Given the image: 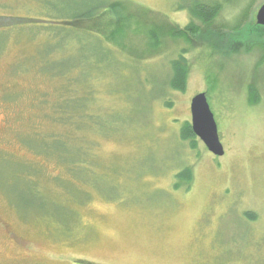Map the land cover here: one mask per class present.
Listing matches in <instances>:
<instances>
[{
	"label": "rangeland",
	"instance_id": "rangeland-1",
	"mask_svg": "<svg viewBox=\"0 0 264 264\" xmlns=\"http://www.w3.org/2000/svg\"><path fill=\"white\" fill-rule=\"evenodd\" d=\"M42 1L0 0V264H264V48H248L235 35L250 29L232 24L241 13L255 18L264 0L251 12V0H120L147 10L156 24L149 30L184 29L193 4L221 3L210 25L193 22L202 37L223 33L236 49L221 41L212 51L198 36L192 44L162 40L150 55L144 25L111 45L102 41L107 19L98 18L75 25L92 34H58L66 49L56 61L40 49L43 30L8 28L48 17ZM182 49L184 92L170 86ZM65 88L73 101L64 135L50 116ZM201 93L222 157L181 139ZM55 132L61 138L46 135ZM67 141L78 158L64 153L74 148ZM56 142L62 148L53 153ZM185 167L192 184L177 189Z\"/></svg>",
	"mask_w": 264,
	"mask_h": 264
},
{
	"label": "trees",
	"instance_id": "trees-1",
	"mask_svg": "<svg viewBox=\"0 0 264 264\" xmlns=\"http://www.w3.org/2000/svg\"><path fill=\"white\" fill-rule=\"evenodd\" d=\"M39 1L41 2L42 0ZM42 2H44L48 7L50 6L51 8L50 9L51 14L49 13L50 15L49 16L47 15L48 17L19 18L17 19L19 23H15L14 25L8 28L31 27L34 30H39V31L43 30L45 33H47V38L43 42L42 47L40 49H44L47 46L46 49L50 51L49 54L55 55L52 58L54 61L64 57L63 52H65L66 49L65 48L66 45H64L65 40L62 37L59 38L60 36L65 35L62 32H67V34L74 33L76 35L80 33L92 34L90 30L82 31L81 28H78L75 25L78 24L80 25L82 23H89L98 18H106L107 23L105 27L106 29L108 28L110 29V33L107 36H105V38L103 37L104 39H102V41L105 40L106 42L111 43V45H115L120 37L127 36V32H128L127 29L132 30L133 28H136L134 31H137L143 25L145 26V28L148 29L147 25H149L150 23L151 26H156V24L152 22H148L150 17L146 18L147 10L144 7L141 6L132 7L129 4H127V2L120 0H47V2L46 1H42ZM255 2L256 0H251L248 3L249 7L247 9L249 11L255 8L254 7ZM225 4H229V3H225ZM230 4H232V2ZM222 9H223V5H221V3H214L212 5H207L197 2L193 4V7H189L187 12L189 13V15L193 20L196 19L198 21H202L206 25H210L211 21H213V19H215L219 15ZM143 14H145V18H143L144 17ZM248 14L249 12L247 13L245 12L244 14L241 13V16L237 17L235 19L236 21H234L232 24H234L236 28H238L236 29L237 31L241 29L242 25H244L245 27L247 26V28L250 29V34L246 33L243 37H240L242 33H238L240 35H235V36H239V40L241 41H249L247 43L248 48L263 50L264 27H259L256 23L255 18L254 17L250 18ZM245 15H247L248 17ZM7 19H12V18H7ZM250 19H252V24L250 23L251 22ZM193 20H191L192 22L184 29H179V28L170 29L168 25H163V26L161 25V26H157L156 28H152L150 30L148 29L142 31L141 33L145 36V39L148 40V49L150 50L149 52L150 55H152V51L154 53L153 55H155L156 52H158V49L163 45L162 40L164 41L167 39H172V40L175 39V40L185 41L188 44H192L194 38H197L199 36L198 39H201L200 37L204 35L200 30H198L199 28L195 25ZM257 29L261 31L259 32L257 31ZM50 34L56 37L55 41L50 39L49 37ZM211 34L212 37H205V38L202 37L205 39L204 43L206 48H209L212 51H219L218 42L223 41L224 45H226L224 49L227 47H230L229 51L236 49L234 48L235 46L234 40L229 39V41H226L227 39H225L223 33H220L218 36H216V34L214 33ZM99 37L101 38V36ZM229 38H231V36ZM237 43L241 44V42H237ZM221 46H223V44ZM186 52L187 49H182L179 58L171 62L173 78L170 81V86L174 90L180 92H184L187 88V81L190 71L189 70L190 67L188 66V63L185 58ZM226 53L224 52L225 55ZM61 78L65 81L67 80V76H62ZM67 88L63 89V91L65 90L66 92V97L60 98L59 103L57 104L56 111L52 114V116H50L53 122L62 125L64 130L61 131L60 133H64V135L67 133L65 130L66 120L63 118V113L66 110L67 104L73 101V98L69 99ZM92 121L93 120L90 118L87 119L88 123L92 124L93 123ZM190 122L191 121H187L186 124L184 125L181 131V139L183 142H189L192 148H196V143L199 138L194 134L192 130V124ZM67 125L76 126L73 123H69ZM93 127L94 126H91L87 128V130L96 133L92 130ZM75 129L78 130V126H76ZM72 134H70L71 137L77 139L76 135H74L75 133L72 132ZM46 135H48V137H51L52 139L54 137L61 138L60 137L61 134H58L56 132ZM60 144H58L57 142L54 144L52 149L53 153L59 151L60 148H62ZM67 144L71 145V147L76 146L72 144V142L70 141H67ZM44 149L50 150L51 148L45 144ZM63 151L64 153H68V154L75 152L77 158L78 155H80V151L77 150V147L74 148H70V146L68 148L65 147V150ZM87 153H89L88 149H87ZM42 154H44L45 156L48 157V159H50V157L46 153H42ZM175 176H176L175 187L177 189L184 186L189 188L192 184L191 182L193 179V170L190 167H185ZM251 218H255L254 220H256L255 215L254 216L252 215Z\"/></svg>",
	"mask_w": 264,
	"mask_h": 264
},
{
	"label": "water",
	"instance_id": "water-1",
	"mask_svg": "<svg viewBox=\"0 0 264 264\" xmlns=\"http://www.w3.org/2000/svg\"><path fill=\"white\" fill-rule=\"evenodd\" d=\"M255 20L259 27H264V4L257 11ZM190 112L194 134L213 155L224 156L225 150L219 138L218 126L205 93L192 99Z\"/></svg>",
	"mask_w": 264,
	"mask_h": 264
},
{
	"label": "flooded vegetation",
	"instance_id": "flooded-vegetation-1",
	"mask_svg": "<svg viewBox=\"0 0 264 264\" xmlns=\"http://www.w3.org/2000/svg\"><path fill=\"white\" fill-rule=\"evenodd\" d=\"M264 4V3H263Z\"/></svg>",
	"mask_w": 264,
	"mask_h": 264
}]
</instances>
